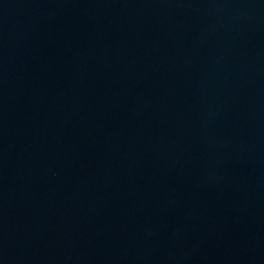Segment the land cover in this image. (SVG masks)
I'll list each match as a JSON object with an SVG mask.
<instances>
[{
  "label": "water",
  "instance_id": "water-1",
  "mask_svg": "<svg viewBox=\"0 0 264 264\" xmlns=\"http://www.w3.org/2000/svg\"><path fill=\"white\" fill-rule=\"evenodd\" d=\"M0 264H264V0H0Z\"/></svg>",
  "mask_w": 264,
  "mask_h": 264
}]
</instances>
